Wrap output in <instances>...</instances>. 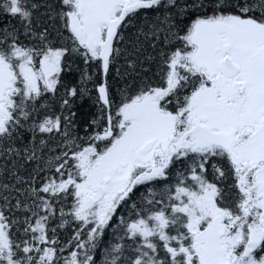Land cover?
<instances>
[{"label": "snow or ice", "instance_id": "1", "mask_svg": "<svg viewBox=\"0 0 264 264\" xmlns=\"http://www.w3.org/2000/svg\"><path fill=\"white\" fill-rule=\"evenodd\" d=\"M0 264H264V0H0Z\"/></svg>", "mask_w": 264, "mask_h": 264}]
</instances>
